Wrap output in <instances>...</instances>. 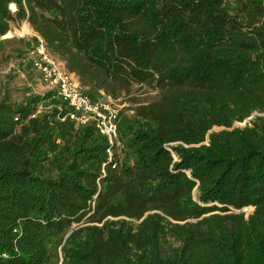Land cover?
<instances>
[{
	"label": "trees",
	"instance_id": "1",
	"mask_svg": "<svg viewBox=\"0 0 264 264\" xmlns=\"http://www.w3.org/2000/svg\"><path fill=\"white\" fill-rule=\"evenodd\" d=\"M16 21L91 98H159L119 147L0 100V264H264V0H0Z\"/></svg>",
	"mask_w": 264,
	"mask_h": 264
},
{
	"label": "built area",
	"instance_id": "2",
	"mask_svg": "<svg viewBox=\"0 0 264 264\" xmlns=\"http://www.w3.org/2000/svg\"><path fill=\"white\" fill-rule=\"evenodd\" d=\"M23 28L31 32L30 34L20 33V38L31 37L36 40V46L28 53L26 60L38 76L37 83L65 105L69 110L66 118L70 119L75 127L91 126L107 139L109 145L119 147V108L112 97L103 92H100L96 98L87 95L86 89L81 86L78 78L69 73L65 64L47 50L44 41L33 33L27 22ZM254 115L258 114H253L252 117ZM247 210L249 209H243V212L247 214Z\"/></svg>",
	"mask_w": 264,
	"mask_h": 264
},
{
	"label": "rangeland",
	"instance_id": "3",
	"mask_svg": "<svg viewBox=\"0 0 264 264\" xmlns=\"http://www.w3.org/2000/svg\"><path fill=\"white\" fill-rule=\"evenodd\" d=\"M25 24V21L13 22L9 31L12 37L8 39L0 38V100L6 99L10 104L15 105H21L30 98L47 94L46 89L37 83L38 76L26 60L28 53L36 46V42L31 37L20 38L19 34ZM49 52L54 55L51 51ZM54 56L63 62L58 55ZM158 98L159 93L152 86L147 85H135L129 94L121 95L117 99L112 98L119 108L118 125L128 122L131 123L134 120L135 108L154 103ZM47 104L46 102L38 106V114L46 113L51 109ZM44 105H47V108ZM244 123H236L235 126L243 127ZM218 130L216 128L213 129V131ZM121 148L122 146L120 145L119 149ZM120 157L121 159L123 158L122 156ZM247 211L251 212L252 209ZM60 260L59 254L58 259H53L48 264H61Z\"/></svg>",
	"mask_w": 264,
	"mask_h": 264
},
{
	"label": "bare ground",
	"instance_id": "4",
	"mask_svg": "<svg viewBox=\"0 0 264 264\" xmlns=\"http://www.w3.org/2000/svg\"><path fill=\"white\" fill-rule=\"evenodd\" d=\"M10 8H11V10H15V6L14 5H10ZM30 30L29 29H27V28H23L22 29V31L20 32L21 34H23V33H27V34H30ZM12 37V34L10 33V32H8L5 36H3L2 38H4V39H8V38H11ZM248 209V208H247Z\"/></svg>",
	"mask_w": 264,
	"mask_h": 264
},
{
	"label": "water",
	"instance_id": "5",
	"mask_svg": "<svg viewBox=\"0 0 264 264\" xmlns=\"http://www.w3.org/2000/svg\"><path fill=\"white\" fill-rule=\"evenodd\" d=\"M251 119V118H250ZM250 119H248V120H250ZM245 124H246V122L244 123V125L243 126H245Z\"/></svg>",
	"mask_w": 264,
	"mask_h": 264
}]
</instances>
